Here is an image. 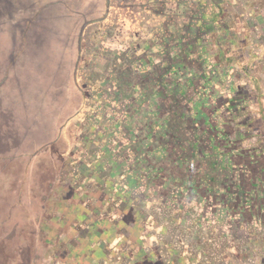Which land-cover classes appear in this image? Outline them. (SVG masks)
I'll list each match as a JSON object with an SVG mask.
<instances>
[{"label":"rangeland","instance_id":"rangeland-1","mask_svg":"<svg viewBox=\"0 0 264 264\" xmlns=\"http://www.w3.org/2000/svg\"><path fill=\"white\" fill-rule=\"evenodd\" d=\"M259 1L0 0V264H111L91 224L92 211L99 210L91 205L93 182L108 174L95 162L103 146L122 153L113 170L112 197L121 193L141 202L136 214L126 211L136 223L126 234L133 240L123 243L143 249L134 232L151 228L156 250L151 264H187L186 259L188 264H264V211L254 210L255 203L223 200L220 187L182 185L180 191L173 181L198 174V167L193 170L196 163L186 155L178 160L181 168L166 150L157 157L166 168L159 185H151L143 173L128 185L120 161L128 153L119 130L114 131V122H126L130 94H141V89L127 90L124 82L140 88L144 83L150 91L143 94L155 97L161 78L172 86L188 84L189 78L203 86L205 77L190 73L200 66L212 84L207 99H213L214 116L220 100L240 90L252 104L251 84L239 83L236 73L231 77L226 71L242 66L244 53L264 45ZM161 23L166 28L160 29ZM192 42L197 59L188 53ZM122 56V88L116 90L109 71L114 57ZM135 61L146 73L132 74ZM245 173L231 168L229 186ZM88 221L82 243L83 238L75 239L78 225ZM101 229V240L113 237L107 226ZM121 246L117 254L124 257L129 248ZM109 253L115 264L116 253Z\"/></svg>","mask_w":264,"mask_h":264},{"label":"crops","instance_id":"crops-1","mask_svg":"<svg viewBox=\"0 0 264 264\" xmlns=\"http://www.w3.org/2000/svg\"><path fill=\"white\" fill-rule=\"evenodd\" d=\"M258 9L257 17L261 16L258 20L259 23H262L264 21V0L262 2L261 0L259 1ZM261 12L263 13L260 14ZM125 23L127 22L125 21ZM159 28H166V26L161 23ZM114 41L117 40L115 39ZM193 44L192 50L188 49V53H190L189 56L192 57L193 54L197 59V47L195 42H192ZM160 45L158 43L157 47ZM260 45L261 49L246 52L243 57L241 56V59H245L242 66L235 67L237 69L231 67L226 71L228 72L226 75L231 77L233 73H236L239 83L251 84L254 88L255 101L251 104L247 98V92L240 90L235 97L220 100V109L216 107L219 114L216 116L213 114V99L211 97L207 99L211 95L212 84L209 81L206 82L208 72L205 68L202 69L201 66L190 71V73H196V76L197 74L199 75L198 77L204 76L205 82L203 86L199 85L196 79H193L195 83H191V78H189L188 84L172 86L170 82L163 81L161 78L156 85V90H160V94L155 97L151 96L150 93L143 94V92L150 91H147V86L144 83H139L140 88L133 82H124V85H127V90L133 88L134 91L138 92V89H141L142 94L135 93L131 95L129 93L130 102L128 104L127 101V104H125L126 107L129 105L127 113L124 115V121L126 122L124 124L123 122H119L120 124L114 122L116 126L118 125V129H114V131L119 130V136L123 138L125 143V146H122V150L126 154L128 153L124 158L119 157L122 162L121 174L122 177L128 176L126 179L128 185L131 186L136 181H139L138 178L141 173L145 174V176H141L151 185H159L160 174L166 168H163V163H160V158L157 157H160L166 150L169 153H173V155L175 154L174 163L181 165L182 163L178 160L183 157L186 160L185 156L187 155L188 158H192L193 164L194 162L196 163L192 167L193 170L196 171L195 167H198V174L193 172L190 178L184 177L185 179L181 178V180L176 179L173 181L178 183L176 186L180 188V191L182 185V187H187L188 185L192 187L191 185H193L195 188L198 187L205 190L207 186L208 188L220 187V197L223 200H230L232 197L240 198L241 202H245L250 207H252V203H255L254 210H257L258 213L264 211V45L262 43ZM129 53L127 52V54ZM111 55L112 52L110 50L105 54V57L110 59ZM116 57H114L112 62L113 69L109 71L111 73L110 77H113L116 81L110 84L113 89L120 90L122 87L119 78L123 73L120 70L125 65L126 58L122 56L115 59ZM135 64L136 68L134 66L132 74L146 73L144 70L140 71L138 69L139 67L141 69V64L136 61L134 62ZM196 76L194 77L196 78ZM228 90L230 89L227 87ZM166 91L167 93H165ZM199 91H203V95ZM185 93L186 98H184ZM198 93L202 97L201 102L196 98ZM192 94L193 96L195 95V98ZM215 104L219 103L215 102ZM251 107L259 109L260 112L258 111L257 115H260L262 123L258 122V116L254 114V110H251ZM249 109L251 112H249ZM185 110H187V114H183ZM101 150L97 153L98 159L95 162L101 164L103 170H107L108 174H103L106 176L105 178L100 177L93 182L97 190L94 189L91 192L94 197V200L91 199L94 204L91 205L99 207L98 211H92L94 214H91V218H93L91 221L92 227L97 226L95 235H98V238H96V240H99V242L97 241L98 245L106 250L103 252V256H105L104 258L109 257L108 260L111 264L113 263L111 261L113 256L109 253L110 250L116 253L114 257L116 260H114L115 264H151L149 260L150 254L153 251L156 252L151 244L154 235L148 233L152 231L151 228L146 226L143 228L144 231L140 233L134 230L135 235L141 238L143 249L141 248L142 246L123 243L124 241L133 240L131 236V238L126 237V234L132 233V231L127 232V229L131 228L130 225L136 223L134 218L129 216L127 218L126 211L137 212L135 210L141 202L132 195L131 198H124L120 196L121 193L118 194V198H116L117 196L112 197L113 188L116 187V184L114 187L113 182L117 179L116 171L113 170L116 169L117 156L122 153L119 152L117 154L116 149L110 150L106 146H103ZM179 154L180 156H178ZM102 155L107 156L105 162L104 158L101 157ZM125 159L127 160L126 162L124 161ZM99 161L102 163H99ZM183 166L184 163L181 168ZM231 168H238L242 173L246 172L245 176H239L235 187L233 185L230 187L228 183L227 175ZM201 170L202 172H200ZM215 172L217 173L215 174ZM211 174H215V177H212ZM100 191L104 193V196L99 197L97 195V192ZM253 199H256V201H253ZM119 205H123V207ZM89 225V221L88 224L81 222L78 225L81 227L79 228L80 230L77 228L80 232L75 239L81 240L83 238L81 240L82 243L87 242L83 232L84 228L88 229ZM103 225L107 226L109 234H114L108 240H103L104 237L102 235V241L99 236L101 235L100 231L103 232L101 229L104 227ZM93 242L96 241L93 240ZM102 243L105 245H102ZM119 243L123 244V247L127 248L128 246L129 248L126 252L127 255L125 254L124 257L117 254L122 249V246L118 245ZM144 247H146L145 251ZM139 249L140 255L137 254ZM151 256H154V253ZM160 261L157 260L158 263L163 264ZM186 262L188 264L187 259Z\"/></svg>","mask_w":264,"mask_h":264}]
</instances>
